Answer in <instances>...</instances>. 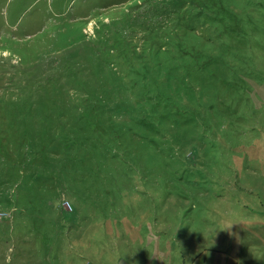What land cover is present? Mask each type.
I'll list each match as a JSON object with an SVG mask.
<instances>
[{"label":"rangeland","instance_id":"374dc122","mask_svg":"<svg viewBox=\"0 0 264 264\" xmlns=\"http://www.w3.org/2000/svg\"><path fill=\"white\" fill-rule=\"evenodd\" d=\"M0 264H264V0H0Z\"/></svg>","mask_w":264,"mask_h":264}]
</instances>
